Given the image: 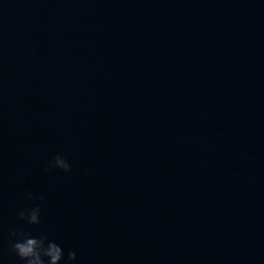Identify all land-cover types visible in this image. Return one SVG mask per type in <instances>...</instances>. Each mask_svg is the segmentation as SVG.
I'll list each match as a JSON object with an SVG mask.
<instances>
[{
    "label": "water",
    "instance_id": "95a60500",
    "mask_svg": "<svg viewBox=\"0 0 264 264\" xmlns=\"http://www.w3.org/2000/svg\"><path fill=\"white\" fill-rule=\"evenodd\" d=\"M10 227L73 264H264V0H0V264H23Z\"/></svg>",
    "mask_w": 264,
    "mask_h": 264
},
{
    "label": "clouds",
    "instance_id": "9594fccd",
    "mask_svg": "<svg viewBox=\"0 0 264 264\" xmlns=\"http://www.w3.org/2000/svg\"><path fill=\"white\" fill-rule=\"evenodd\" d=\"M59 169L65 173L72 171V165L68 159L56 154L45 165L46 172ZM28 200L37 199L42 201L43 196H34L31 191L25 193ZM17 220L28 226H39L41 224V208L39 204L32 207H25L17 211ZM9 247L8 252L14 253L23 264H73L77 255L68 251L65 255L64 249L49 239L46 232L34 235L32 231L10 227L8 229Z\"/></svg>",
    "mask_w": 264,
    "mask_h": 264
}]
</instances>
